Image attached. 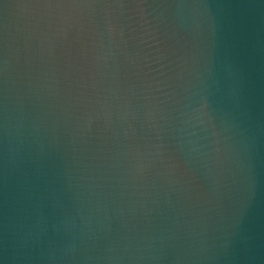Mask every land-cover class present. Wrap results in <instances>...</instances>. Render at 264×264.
<instances>
[{
    "label": "water",
    "instance_id": "water-1",
    "mask_svg": "<svg viewBox=\"0 0 264 264\" xmlns=\"http://www.w3.org/2000/svg\"><path fill=\"white\" fill-rule=\"evenodd\" d=\"M0 264H264V0H0Z\"/></svg>",
    "mask_w": 264,
    "mask_h": 264
}]
</instances>
